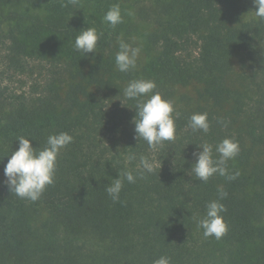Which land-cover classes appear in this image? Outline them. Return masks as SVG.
I'll list each match as a JSON object with an SVG mask.
<instances>
[{
    "label": "trees",
    "instance_id": "trees-1",
    "mask_svg": "<svg viewBox=\"0 0 264 264\" xmlns=\"http://www.w3.org/2000/svg\"><path fill=\"white\" fill-rule=\"evenodd\" d=\"M117 3L123 22L113 29L103 17ZM256 10L254 0H0V264H153L161 256L264 264V20ZM139 20L151 27L154 56L148 69L122 73L119 41ZM87 27L100 38L84 56L74 42ZM134 79L154 81L173 102L174 141L153 149L135 138V102L124 97ZM205 112L209 132L193 131L188 118ZM61 132L73 142L59 154L54 183L36 202L11 193L4 167L18 138L39 151ZM225 138L239 143L227 167L240 175L198 181V145L218 158ZM141 156L154 171L125 181L114 202L106 188L119 172L141 171ZM212 200L227 209L220 240L197 226Z\"/></svg>",
    "mask_w": 264,
    "mask_h": 264
},
{
    "label": "clouds",
    "instance_id": "clouds-1",
    "mask_svg": "<svg viewBox=\"0 0 264 264\" xmlns=\"http://www.w3.org/2000/svg\"><path fill=\"white\" fill-rule=\"evenodd\" d=\"M70 2L75 4L78 0H70ZM254 3L258 9L255 11V16L264 20V0H254ZM103 21L113 29L123 22L118 3L106 12ZM99 38L95 28L87 27L76 36L74 48L84 56L96 52ZM140 51L139 47L133 48L120 40L119 51L115 55L116 69L122 73L135 69ZM156 87V83L152 80L134 79L124 89L125 99L135 102L136 115L132 121L135 125V138L138 141H145L153 149L176 138L174 104L161 93L154 92ZM122 104L125 106L123 101ZM188 121V126L193 131H202L206 134L210 130L211 125L206 112L193 113ZM220 123L226 127L228 122L222 119ZM18 141V149L8 157L4 167L5 183L9 191L17 197L36 202L47 187L54 183L59 154L63 148L73 142V137L67 132L49 135L46 146L39 151L33 147L32 140L28 138L20 137ZM215 151L219 154L218 158H214L212 148L208 144L198 145V150L193 153L196 162L192 166L191 173L195 174L198 181L204 183L216 174L228 180H235L240 173L236 171L230 174L227 164L229 160H234L239 155V143L231 138H225L216 146ZM128 158L136 157L132 154ZM140 168L142 170L136 175L132 171L119 172V177L112 180L106 191L114 202H120L125 181L129 184L136 183L138 178H144L145 173L154 171L152 163L144 156L140 157ZM219 192L221 199L226 198L227 193L222 188ZM226 210L225 205L218 200L207 203L206 213L197 225L198 228L203 229L205 238L215 237L216 240H220L226 235L228 225L222 215ZM153 264H171V260L169 257L161 256Z\"/></svg>",
    "mask_w": 264,
    "mask_h": 264
},
{
    "label": "rangeland",
    "instance_id": "rangeland-1",
    "mask_svg": "<svg viewBox=\"0 0 264 264\" xmlns=\"http://www.w3.org/2000/svg\"><path fill=\"white\" fill-rule=\"evenodd\" d=\"M18 9L25 12L29 16H40L44 18L45 14L40 9H34L31 7L25 6V4H18ZM244 20L248 18L247 15L243 16ZM151 27L143 21H137L135 33L127 36V43L133 47H139L141 49L140 54L137 59L138 70L144 71L148 69L151 59L154 56V50L149 47L146 42L147 33L150 31Z\"/></svg>",
    "mask_w": 264,
    "mask_h": 264
}]
</instances>
